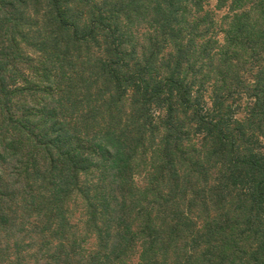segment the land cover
I'll return each instance as SVG.
<instances>
[{"label": "trees", "instance_id": "1", "mask_svg": "<svg viewBox=\"0 0 264 264\" xmlns=\"http://www.w3.org/2000/svg\"><path fill=\"white\" fill-rule=\"evenodd\" d=\"M216 2L222 44L200 0H0V264H264V0Z\"/></svg>", "mask_w": 264, "mask_h": 264}, {"label": "rangeland", "instance_id": "2", "mask_svg": "<svg viewBox=\"0 0 264 264\" xmlns=\"http://www.w3.org/2000/svg\"><path fill=\"white\" fill-rule=\"evenodd\" d=\"M200 18L204 19V24L202 27L203 33H200L202 35L201 40H210V41H216L218 44L223 43V38H224V30L227 28V24L229 19L234 16L235 14H241V11H233L229 5L223 6L221 8L217 7V2L216 0H200ZM215 49L217 47L214 46ZM1 59V58H0ZM25 68V77L24 79H27V83H33V84H38L39 86H46V84L43 83V81L40 80L39 74H34L30 69H27L26 66L23 67ZM22 81V80H20ZM21 84H26L24 82H21ZM207 95V93H206ZM21 99H19V104L20 106H24L25 108L32 107L33 108H40L41 106H48L50 103H52L51 96H48L46 94H37L35 98H32L26 94L23 95ZM208 96V95H207ZM244 99L241 98L240 100L236 101L237 106H241L238 110H236V116L238 118H242L243 116V108H244ZM3 129H0V133L3 132ZM5 141H3V137L0 134V154L3 153L4 148H5ZM5 155H7V152H5ZM8 156V155H7ZM17 165V161L13 160L11 157H4L3 159L0 158V179L1 183L0 186L4 188L5 185H7L10 188H15L16 186L14 185V177L12 176V168ZM142 175L136 174L135 175V182L140 185L141 182H143ZM69 207L67 211V218L70 221L71 225L73 226V231L76 230V233L79 235L78 238L81 240V243L85 244L83 245V250L84 252H88L93 249L94 247V241L92 239L91 232H88L86 228L84 227V221L82 220V215L81 211L77 207H75L71 201H68L67 204ZM46 245H44V248L42 249V253L46 252ZM49 252L52 251V246H49L47 249ZM26 257V255H24ZM32 259V262L34 263ZM31 262V264H33ZM122 264H137L136 259H135V254L131 255L127 258V260H123Z\"/></svg>", "mask_w": 264, "mask_h": 264}]
</instances>
